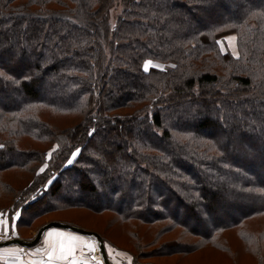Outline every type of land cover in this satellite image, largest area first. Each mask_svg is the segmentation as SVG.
Here are the masks:
<instances>
[{
  "label": "trees",
  "instance_id": "1",
  "mask_svg": "<svg viewBox=\"0 0 264 264\" xmlns=\"http://www.w3.org/2000/svg\"><path fill=\"white\" fill-rule=\"evenodd\" d=\"M0 145L17 229L79 208L209 241L264 214V0H0Z\"/></svg>",
  "mask_w": 264,
  "mask_h": 264
},
{
  "label": "rangeland",
  "instance_id": "2",
  "mask_svg": "<svg viewBox=\"0 0 264 264\" xmlns=\"http://www.w3.org/2000/svg\"><path fill=\"white\" fill-rule=\"evenodd\" d=\"M228 37H235V35ZM228 37L225 39L227 48L237 55L236 41L229 40ZM221 46L223 50L226 49V46L222 43ZM150 62L148 69L151 67L163 68L154 61ZM37 111L41 112L43 110L39 108ZM44 113L45 119L47 118L50 124L58 129L73 125L77 119V117H74L75 115ZM21 147L23 149L36 148L44 150L47 146L24 138ZM14 176H18L16 178L20 180L22 174L10 172L6 174V180L14 183ZM6 206H8V203ZM3 215L10 217L7 213ZM53 220L69 221L102 234L115 257L118 256L117 258H119L120 254L130 256L133 264H264V214L247 219L239 227L223 232L221 235L217 234L211 240L206 241L179 227L164 232L165 227L170 224L169 221L158 222L152 226L138 224L135 221L124 223L113 213L99 214L76 208L41 218L30 227L22 226L17 229L16 221L12 227L13 231L10 232H8L6 226H2L0 241L10 239L18 233L28 240H32L41 226ZM135 223L139 226H136ZM178 243L183 244L185 249L189 250L187 252L175 251L174 253L162 251L164 249L163 244L178 245ZM133 256H136L138 262H135Z\"/></svg>",
  "mask_w": 264,
  "mask_h": 264
},
{
  "label": "crops",
  "instance_id": "3",
  "mask_svg": "<svg viewBox=\"0 0 264 264\" xmlns=\"http://www.w3.org/2000/svg\"><path fill=\"white\" fill-rule=\"evenodd\" d=\"M3 218L8 222L6 225L8 232L13 231L12 227L15 225L17 219L19 218V212L15 213L12 217L9 218L3 215ZM1 228L2 226H0V230H2ZM53 230H55V232H53ZM49 233H52V235H49ZM14 237H16V234H14ZM73 237L78 238L72 241V243H74L76 247V251L74 253L76 262L84 261L87 264H104L102 261L101 253L99 251V243L96 239L88 238L75 232L56 228L47 230L43 234L39 244L34 247L24 248L18 245L1 247L0 264H49L48 255L51 251V248L55 246L57 249H59L60 243L62 241L63 243L68 244L70 238ZM7 240H9V238ZM105 248L111 264H133L130 256H123L122 254H120L119 258H117L118 256L115 257L112 254L110 247L106 243ZM72 263V257H69L66 260L56 261V264Z\"/></svg>",
  "mask_w": 264,
  "mask_h": 264
},
{
  "label": "water",
  "instance_id": "4",
  "mask_svg": "<svg viewBox=\"0 0 264 264\" xmlns=\"http://www.w3.org/2000/svg\"><path fill=\"white\" fill-rule=\"evenodd\" d=\"M52 228L63 229V230H67V231H71V232L81 234V235L86 236L88 238L96 239L97 242L99 243V251L101 253L103 263L104 264H111L109 259H108L107 253H106L104 240L102 239V237L98 233L90 231V230H86L83 228H79V227L74 226V225L59 222V221H52V222H49V223L41 226L38 229L36 235L34 236V238L32 240H24L21 238L14 237V238H10L9 240L0 241V248L12 246V245H18V246H21L24 248L34 247L37 244H39L43 234L47 230L52 229Z\"/></svg>",
  "mask_w": 264,
  "mask_h": 264
},
{
  "label": "snow or ice",
  "instance_id": "5",
  "mask_svg": "<svg viewBox=\"0 0 264 264\" xmlns=\"http://www.w3.org/2000/svg\"><path fill=\"white\" fill-rule=\"evenodd\" d=\"M228 39L229 40H235L236 38L235 37H228ZM218 43H222V42L218 41ZM150 63H151L150 61H147L145 63V71L148 70V66ZM89 134L91 135V133H89ZM0 147H2V145H0ZM75 155H76V153H73V157H75ZM69 163H72V160H69ZM41 171H43V169ZM7 223L8 222L3 218V214L0 213V226H6ZM53 232H55V230H53ZM49 235H52V233H49ZM57 235H62V234H57ZM76 239H78V238H75V237L70 238L68 244L63 243V241H62L60 243L59 249H57L55 246H53L51 248V251L49 252V255H48L49 264H56V261L66 260L69 257L73 258V264H77L75 257H74L76 247H75V244L72 243V241H74Z\"/></svg>",
  "mask_w": 264,
  "mask_h": 264
},
{
  "label": "built area",
  "instance_id": "6",
  "mask_svg": "<svg viewBox=\"0 0 264 264\" xmlns=\"http://www.w3.org/2000/svg\"><path fill=\"white\" fill-rule=\"evenodd\" d=\"M77 264H87V263L84 261H78Z\"/></svg>",
  "mask_w": 264,
  "mask_h": 264
}]
</instances>
